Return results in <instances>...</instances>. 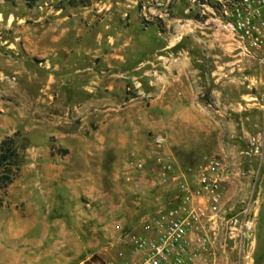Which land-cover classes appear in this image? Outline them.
Segmentation results:
<instances>
[{"label":"rangeland","instance_id":"rangeland-1","mask_svg":"<svg viewBox=\"0 0 264 264\" xmlns=\"http://www.w3.org/2000/svg\"><path fill=\"white\" fill-rule=\"evenodd\" d=\"M141 2L0 0V139L16 134L22 157L0 190V264L129 259L142 219L177 202L153 163L157 134L189 183L209 158L227 166L196 264H264L262 53L210 19L229 18L228 1L201 14L170 0L148 19Z\"/></svg>","mask_w":264,"mask_h":264},{"label":"built area","instance_id":"built-area-1","mask_svg":"<svg viewBox=\"0 0 264 264\" xmlns=\"http://www.w3.org/2000/svg\"><path fill=\"white\" fill-rule=\"evenodd\" d=\"M170 0H142L144 19L148 14L159 17L168 15ZM190 6L201 14L213 13L216 6L230 2V9L223 10L228 17H215L221 28L236 35L242 43V52L253 55L261 51L264 61V0H188ZM194 22H197L196 20ZM156 149L153 163L161 182L174 180L177 191L176 203L171 206L159 205L152 215L142 219L140 233L131 238L129 259L111 258L103 264H196V261L210 248V228L221 209V197L226 176V163L221 158H209L206 163L191 173L187 182L181 171H175L168 156L160 149L162 136L153 138ZM252 154L260 152L259 134L248 139ZM145 160L132 161L133 167L141 169ZM236 223V219L234 221ZM240 227L250 230V220Z\"/></svg>","mask_w":264,"mask_h":264},{"label":"trees","instance_id":"trees-1","mask_svg":"<svg viewBox=\"0 0 264 264\" xmlns=\"http://www.w3.org/2000/svg\"><path fill=\"white\" fill-rule=\"evenodd\" d=\"M15 136L16 134H11L0 139V190L3 191L17 176L22 162ZM1 206L2 198L0 195Z\"/></svg>","mask_w":264,"mask_h":264},{"label":"crops","instance_id":"crops-1","mask_svg":"<svg viewBox=\"0 0 264 264\" xmlns=\"http://www.w3.org/2000/svg\"><path fill=\"white\" fill-rule=\"evenodd\" d=\"M115 3H117V1L115 2ZM119 3V2H118ZM122 3V2H121ZM132 7V6H131ZM113 10H116L115 9V7H113L112 8ZM125 10H123V12L126 14V12H128L127 11V9L126 8H124ZM62 17H58L57 18V20L58 21H62V19H61ZM57 24V23H56ZM54 29V28H53ZM57 39H58V36H56V35H54L53 33H52V35H51V39H50V42H49V45H48V49L49 50H51V51H54L56 48H57V43H56V41H57ZM179 63H176V62H172V64H169L168 66H169V68H170V70H171V72L173 71V69L174 68H177V67H179ZM117 76H120V74H117ZM172 79H173V76H172ZM192 80H194V79H192ZM179 169V168H178Z\"/></svg>","mask_w":264,"mask_h":264}]
</instances>
